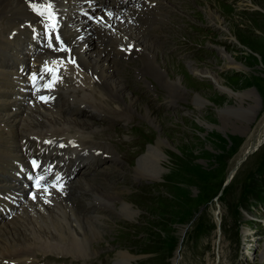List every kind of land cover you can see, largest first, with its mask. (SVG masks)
I'll list each match as a JSON object with an SVG mask.
<instances>
[{
    "label": "bare ground",
    "instance_id": "obj_1",
    "mask_svg": "<svg viewBox=\"0 0 264 264\" xmlns=\"http://www.w3.org/2000/svg\"><path fill=\"white\" fill-rule=\"evenodd\" d=\"M82 3L85 11L94 8L95 21L77 12ZM144 3L148 7L143 9L110 10L94 0H0V193L21 191L15 196V210L0 214V264H52L53 259L80 264L98 258L97 244L106 241L116 219L104 214L113 210L118 219L129 222L138 221L141 214L118 178L132 152H142L131 169L133 182L165 180L168 156L163 139L146 150L132 149L136 143L117 145L121 155L105 145L113 126L130 125L140 116L138 111L153 126L162 123L129 90L128 69L142 76L141 86H150L148 78L161 86L168 103L184 99L180 82L167 77L168 65L161 62L162 38L169 36L163 30L171 28L174 15H182L174 0ZM16 13L28 22L16 24L10 18ZM206 17L216 27L229 19L211 8ZM21 28L23 33L18 32ZM59 35L62 42L57 41ZM131 58L138 59V66ZM226 60L228 68L240 69ZM24 61L33 64L36 78L30 85ZM192 68L195 77L214 81L223 90L209 70ZM191 101L205 104L198 95ZM259 141H264V128ZM126 149H132L131 154ZM48 152L53 154L49 167L56 166L57 173L34 189L27 176L35 174V168L42 171L36 178L44 174ZM19 156L21 176H5L4 162L13 168V158ZM107 256L113 264L143 262V257L123 249Z\"/></svg>",
    "mask_w": 264,
    "mask_h": 264
},
{
    "label": "rangeland",
    "instance_id": "obj_2",
    "mask_svg": "<svg viewBox=\"0 0 264 264\" xmlns=\"http://www.w3.org/2000/svg\"><path fill=\"white\" fill-rule=\"evenodd\" d=\"M117 1L94 3L110 10L147 6L144 0ZM189 1L174 0L182 16L174 15L171 28L163 30L169 36L161 37L165 42L161 62L168 65L167 77L180 82L183 101L168 103L161 86L150 78L149 87L141 86L142 76H134V70L128 69L125 83L129 90L162 123L155 127L138 111L140 116H134L130 125L115 124L105 144L121 155L117 145L136 143L132 149L146 150L156 139H163L167 142L166 178L154 184L133 182L131 169L142 152L131 154L132 149H126L130 161L124 163L123 175L118 178L122 187L131 191L127 197L140 211L139 220L118 219L113 210L104 214L116 219L106 241L97 244L101 255L80 264H113L107 255L119 249L143 257L140 264H264V141H259L264 128V0ZM84 8L77 12L95 21L94 8ZM208 8L228 16V21L213 26L206 17ZM10 18L18 25L28 22L21 13ZM226 59L240 69L228 68ZM24 63L30 85L36 78L33 64ZM192 67L209 70L223 90L214 81L195 77ZM196 95L205 104H194L191 97ZM257 144L258 150L232 173ZM13 159L17 167L11 168L5 161V176H21V156ZM13 191L10 195L0 193V214L15 210L21 191ZM2 205L6 209L1 210ZM100 258L105 261L101 263ZM52 264L64 263L53 259Z\"/></svg>",
    "mask_w": 264,
    "mask_h": 264
},
{
    "label": "water",
    "instance_id": "obj_3",
    "mask_svg": "<svg viewBox=\"0 0 264 264\" xmlns=\"http://www.w3.org/2000/svg\"><path fill=\"white\" fill-rule=\"evenodd\" d=\"M259 147H260V145L257 144V146H255L254 148L250 149V150H249V151H248V152L242 157V159H240V161L237 163V166L235 167L233 173H236V171H237L238 168L241 166V164H242L245 160H247V158H248L250 155L254 154V153L258 150ZM229 182H230V181H228L227 184H228Z\"/></svg>",
    "mask_w": 264,
    "mask_h": 264
},
{
    "label": "snow or ice",
    "instance_id": "obj_4",
    "mask_svg": "<svg viewBox=\"0 0 264 264\" xmlns=\"http://www.w3.org/2000/svg\"><path fill=\"white\" fill-rule=\"evenodd\" d=\"M47 7L51 8V5L49 4ZM37 11H39V9H37ZM57 39H58V37H57ZM41 99H43V98H41ZM33 164L35 165V161H33ZM37 183H38V181H37Z\"/></svg>",
    "mask_w": 264,
    "mask_h": 264
}]
</instances>
